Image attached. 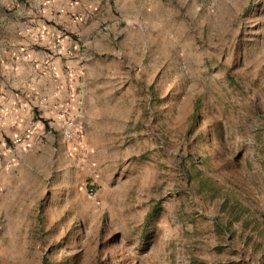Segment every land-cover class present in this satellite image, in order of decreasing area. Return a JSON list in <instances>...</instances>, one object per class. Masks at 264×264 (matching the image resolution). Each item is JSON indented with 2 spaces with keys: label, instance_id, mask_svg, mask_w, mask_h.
<instances>
[{
  "label": "rangeland",
  "instance_id": "obj_1",
  "mask_svg": "<svg viewBox=\"0 0 264 264\" xmlns=\"http://www.w3.org/2000/svg\"><path fill=\"white\" fill-rule=\"evenodd\" d=\"M145 1L148 30L117 9L81 163L0 183V264H264V0ZM39 4L0 0V41Z\"/></svg>",
  "mask_w": 264,
  "mask_h": 264
},
{
  "label": "crops",
  "instance_id": "obj_2",
  "mask_svg": "<svg viewBox=\"0 0 264 264\" xmlns=\"http://www.w3.org/2000/svg\"><path fill=\"white\" fill-rule=\"evenodd\" d=\"M39 1L43 19L18 27L29 28L22 39L0 41V183L15 192L38 185L40 173L50 172L59 156L81 163L60 126L68 117L87 122L89 82L116 75L111 37L117 34V9L145 30L154 13L146 12L149 20L138 18L148 8L145 0ZM108 17L113 21L106 24ZM48 19L54 24H46ZM27 129L28 138L11 150V138Z\"/></svg>",
  "mask_w": 264,
  "mask_h": 264
},
{
  "label": "built area",
  "instance_id": "obj_3",
  "mask_svg": "<svg viewBox=\"0 0 264 264\" xmlns=\"http://www.w3.org/2000/svg\"><path fill=\"white\" fill-rule=\"evenodd\" d=\"M29 132V129H27L23 134L11 138V150L14 149L15 145L22 143L24 140H26L29 136ZM60 135L65 142L71 143L74 147L76 146L78 148L77 153H79V156H81L85 152L86 148H84L83 145L84 133L82 130V124L78 118H66L60 126ZM93 193L94 188L93 186H90L89 194Z\"/></svg>",
  "mask_w": 264,
  "mask_h": 264
}]
</instances>
